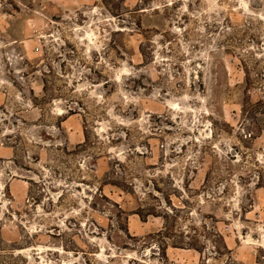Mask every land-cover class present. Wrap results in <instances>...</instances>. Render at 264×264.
<instances>
[{
    "label": "rangeland",
    "instance_id": "obj_1",
    "mask_svg": "<svg viewBox=\"0 0 264 264\" xmlns=\"http://www.w3.org/2000/svg\"><path fill=\"white\" fill-rule=\"evenodd\" d=\"M0 254L264 264V0H0Z\"/></svg>",
    "mask_w": 264,
    "mask_h": 264
},
{
    "label": "trees",
    "instance_id": "obj_2",
    "mask_svg": "<svg viewBox=\"0 0 264 264\" xmlns=\"http://www.w3.org/2000/svg\"><path fill=\"white\" fill-rule=\"evenodd\" d=\"M7 259H10L12 260V262H14L17 257L14 256V254H0V264H4V262L7 260ZM3 260V261H2ZM9 263V264H14V263Z\"/></svg>",
    "mask_w": 264,
    "mask_h": 264
}]
</instances>
